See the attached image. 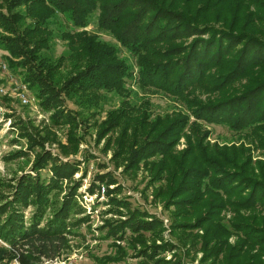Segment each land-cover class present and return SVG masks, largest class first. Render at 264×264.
I'll use <instances>...</instances> for the list:
<instances>
[{
    "label": "rangeland",
    "instance_id": "374dc122",
    "mask_svg": "<svg viewBox=\"0 0 264 264\" xmlns=\"http://www.w3.org/2000/svg\"><path fill=\"white\" fill-rule=\"evenodd\" d=\"M24 7L21 2L13 9L23 12ZM0 11L7 13L3 5ZM99 12L96 5L88 16L75 23L52 8L44 23L48 37L37 55L29 59L30 64H37L40 56L48 58L45 62L53 73L42 75L55 103H43L47 92L37 93L38 86L26 78L25 65L9 66L8 59L17 62L23 56H14L0 45V204L10 195L9 184L15 185L19 176L37 174L44 180L50 178V159L43 162V167L36 163L41 162L40 157H53L70 168L49 192V204L41 220L48 218L62 201L69 200L71 190L72 194L65 217L64 245L57 256L43 260V264H264V245L252 247L244 240L239 246L248 239L242 227L252 235L264 232V204L240 207L235 196L219 191L224 204L208 219L202 201L194 207L176 206V198L167 200L168 196L162 194L168 186V172L153 180L152 170L163 155L139 162L130 158L132 147L145 137L138 128L133 131L135 121L130 117L144 113L148 123L157 119L165 124L181 120L172 137L171 155L193 151L198 142L207 146L242 145L248 149L251 163L255 166L259 161L264 167V148L251 135L250 126L233 128L226 122L198 117L192 110L196 99L206 101L238 92L247 80L242 77L223 92L190 86L180 95L145 84L138 77L142 52L123 45L109 29L100 27ZM32 20L24 16V23ZM0 34H5L1 27ZM75 34L113 47L130 75H124L117 84L87 87V81L78 79L76 74L85 68L88 59L69 50ZM190 39L191 36L177 41L185 43ZM107 77L108 74H101L99 80ZM22 89L27 95L26 103L17 96ZM58 109L59 115H55ZM117 110L128 116L120 115L100 133L103 121ZM127 122L126 130L121 132ZM101 174L106 177L105 182L97 180ZM207 197L203 194L202 199ZM31 211L30 207L22 210L25 219ZM131 213L141 214L140 221L154 220L157 225L149 228L150 225L134 220L133 226H123ZM239 223L243 226L236 225Z\"/></svg>",
    "mask_w": 264,
    "mask_h": 264
},
{
    "label": "trees",
    "instance_id": "16d2710c",
    "mask_svg": "<svg viewBox=\"0 0 264 264\" xmlns=\"http://www.w3.org/2000/svg\"><path fill=\"white\" fill-rule=\"evenodd\" d=\"M21 2L25 4L23 12L13 9ZM2 5L7 13L0 11V27L5 32L0 34V45L14 56H23L17 62L9 59L7 62L11 67L25 65L26 78L38 86L37 93L47 92L43 103H55L51 88L46 86L49 83L42 75L52 74L53 69L44 56L39 57L37 64H30L29 57L37 55L45 44L48 35L44 23L52 8L78 23L99 5L98 25L109 29L123 45L142 52L138 58V77L145 84L174 95H180L190 86L223 92L244 77L247 83L238 92L206 101L196 99L192 110L198 117L226 122L233 128L250 126L251 135L264 148V0H1ZM24 16L33 20L24 23ZM190 36L188 42L177 41ZM69 50L88 59L85 68L76 74L78 79L87 81V87L117 84L124 75H130L113 47L104 42L75 34ZM101 74L108 77L100 81ZM120 115L128 116L117 110L103 121L100 130L112 125ZM144 116L142 113L130 117L135 121L133 131L138 128L145 136L139 145L132 147L130 158L139 162L158 154L164 156L155 164L152 176L155 180L164 171L168 172V186L162 193L168 196L167 200L176 198V206L191 204L193 207L202 201L208 219L224 204L219 191L235 196L240 207L264 204V167L259 161L255 166L251 163L247 148L207 146L198 142L193 151L171 155L172 137L181 120L165 124L157 119L148 123ZM128 123L122 126L121 132ZM43 158L36 156L35 161H41L36 164L43 167V162L50 159L51 177L44 180L37 174L19 176L15 185L9 184L10 195L0 204V264L13 260L18 264H43V260L57 256L64 245L65 217L72 190L68 193L69 200L62 201L48 218H41L49 204V192L59 176L69 173L70 166L57 163L53 157ZM104 179L102 174L97 176L99 182H105ZM203 194L208 195L207 199H202ZM28 207L32 211L25 219L22 210ZM140 215L131 213L122 222L123 226H133L134 220L137 224L150 225L149 228L157 225L154 220L140 221ZM241 230L248 239H243L239 246L244 240L248 246L264 245V232L252 235L250 230L243 227Z\"/></svg>",
    "mask_w": 264,
    "mask_h": 264
},
{
    "label": "built area",
    "instance_id": "2783aa9c",
    "mask_svg": "<svg viewBox=\"0 0 264 264\" xmlns=\"http://www.w3.org/2000/svg\"><path fill=\"white\" fill-rule=\"evenodd\" d=\"M17 96H18V99L21 101V102H23V103H26L27 101H28V99H27V95H26V92H25V90H19L18 92H17ZM100 189L102 190L103 189V187H100ZM0 244H2L1 243V241H0ZM13 264H18L17 262H16V260H13Z\"/></svg>",
    "mask_w": 264,
    "mask_h": 264
}]
</instances>
